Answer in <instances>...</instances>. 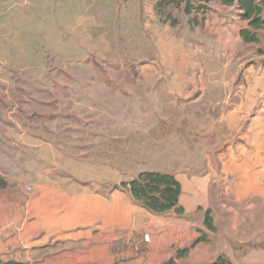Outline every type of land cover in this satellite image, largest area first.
I'll use <instances>...</instances> for the list:
<instances>
[{
    "label": "crops",
    "instance_id": "1",
    "mask_svg": "<svg viewBox=\"0 0 264 264\" xmlns=\"http://www.w3.org/2000/svg\"><path fill=\"white\" fill-rule=\"evenodd\" d=\"M158 1L77 0L68 3L56 0L55 19L73 35L77 33L73 36L77 48L86 52L97 50L93 45L92 28L102 31L99 42L104 45L107 35L112 34L116 48H121L122 43L130 59L142 64L151 62L149 68L142 65L139 69L145 79H149L152 72L175 74L174 82L167 84L169 91H174L172 94H178L184 104L196 101L195 105L199 102L210 105L211 123L218 119L226 127L220 140L218 136L214 138L215 131L213 139L204 140L212 133L209 126L204 125L198 128L204 130L193 135L187 132L177 136L176 143L183 153H214L220 178L217 172L215 178L210 174V157L204 166H208L209 174L197 176L198 162L194 158L193 165L184 166L174 175L181 184L179 205L184 214L180 217L173 211L161 216L151 214L121 187L123 181L121 173L113 167L115 162L104 161V154L93 155L96 151L92 144L79 146L67 140L75 136L69 129L68 117L61 131L50 128L46 134L28 129L24 124L12 127L10 115L20 113L13 101L0 109V175L7 183V187L0 190V261L163 264L176 250L189 248L184 260H189L190 264H209L218 255L228 257L226 245L231 240L228 235L225 244L215 248L211 241L214 232L203 224L204 212L214 205L209 200V187L215 184L217 188L219 178L224 181L226 201L238 204L248 197L264 199V52L251 53V44L244 43L239 36L243 27L228 20L225 7H217V15L200 17L190 24L186 18L192 13H184L186 17H180L179 23L172 27L156 12ZM58 4L60 17L57 19ZM33 12L34 8L23 7L16 13L5 12L6 18L0 13V31L18 14L21 16L16 17L17 25H27L29 20L35 19ZM223 21L229 28L221 34L217 24ZM202 28L209 29L204 30L205 35ZM106 50L108 54L101 57L112 53V47ZM204 52L205 55L209 52L206 58H224L222 68L210 72L217 75L226 71L227 79L209 84L198 74L190 75L196 58L200 70L205 71L201 67ZM140 83L143 86L144 82ZM205 86L215 91L213 101L203 99L207 95ZM209 113H201L204 117L199 118L194 111L180 116L179 121L189 118L209 122L206 119ZM161 116L169 122L170 115ZM105 118L102 120L106 121ZM54 121L58 119H51L50 123ZM104 131L103 128L99 133L108 134ZM198 133L205 135H201L200 141L195 140ZM169 143V136L161 141L162 146ZM142 153H145L143 149ZM136 176L135 173L130 179ZM211 217L216 229L212 212ZM236 231L238 233V229ZM145 235L149 237L147 244L143 242ZM201 235L205 241L194 244ZM255 236L258 242L264 240L262 235Z\"/></svg>",
    "mask_w": 264,
    "mask_h": 264
},
{
    "label": "rangeland",
    "instance_id": "2",
    "mask_svg": "<svg viewBox=\"0 0 264 264\" xmlns=\"http://www.w3.org/2000/svg\"><path fill=\"white\" fill-rule=\"evenodd\" d=\"M55 1L0 0V13L3 17H7L5 12L16 13L17 9L31 7L34 8L35 18L25 26H18L16 17L21 16L18 14L0 31V109L14 101L13 105L20 111L10 115L9 125L16 127L17 124H24L28 129L46 134L50 128L61 131L68 117L69 129L75 136L67 140L79 146L83 143L94 145L92 149L96 152L92 154H104V161L115 162L113 167L121 173L123 182L133 179L130 177L135 173L138 175L144 171L177 175L185 167L193 165L191 161L194 158L198 162L196 174L202 177L209 174L208 166L204 167L208 157L212 158L210 174L215 178L217 172L220 178L214 153H183L176 143L177 136L187 132L193 135V132L204 130L198 129L204 125L209 126L211 135L198 133L195 140L200 141L201 135L205 136L204 140H211L214 131V138L218 136L220 140L219 136L226 132V127L218 119L211 123L210 105L203 102L195 105L196 101L184 104L178 94H172L174 91H169L167 84L174 82L175 74L158 71L155 74L152 72L151 77L145 79L139 69L142 65L149 68L151 62L142 64L130 59L122 43L121 48H116V39L112 34L107 35L104 45L99 42L102 31L92 28L95 39L93 45L97 50L86 52L77 48V43L73 41L77 33L73 35L68 27L60 25L55 19ZM76 1L64 0L68 3ZM185 3L193 14H186L189 24L200 20V17L217 15V7H225L229 21L237 27L247 28V22L241 20L236 5L226 6L221 0H178V6L166 7L162 15L168 17L170 23L186 17ZM59 17L58 4L57 19ZM217 26L221 27V34L229 28L225 21ZM204 30L209 29L202 28L203 35L206 34ZM256 35L258 42L249 45L252 54L264 52V29L256 32ZM107 47H112V53L101 57L108 54ZM208 53H202L201 57V67L205 71L200 70L199 59L196 58L190 75L194 77L198 74L209 84L224 81L227 79L226 71L217 75L210 72L222 68L224 58H206ZM140 82H144L143 86ZM210 87L205 86L207 95L203 99L213 101L215 91ZM193 110L199 118L204 117L201 113L210 111L206 118L209 122L199 119L191 121L189 118L179 121L180 116L191 115ZM162 114L170 115L169 122L163 119ZM87 117L98 120H89ZM103 117H106V121L102 120ZM54 118L58 122L50 123ZM103 128L108 134L99 133ZM167 136L170 143L162 146L161 141L167 140ZM142 149L145 153H142ZM219 178L217 188L215 184L209 187V200L214 202L211 212L216 221L212 244L215 248L225 244L229 235L231 240L227 242L226 251L232 264H264V240L258 242L253 238L255 232L258 233L255 237L264 236V199L248 197L238 204L226 201L224 181ZM177 264L190 263L183 259Z\"/></svg>",
    "mask_w": 264,
    "mask_h": 264
},
{
    "label": "trees",
    "instance_id": "3",
    "mask_svg": "<svg viewBox=\"0 0 264 264\" xmlns=\"http://www.w3.org/2000/svg\"><path fill=\"white\" fill-rule=\"evenodd\" d=\"M226 6L236 5L240 12L242 21L247 22V28H241L239 36L246 44H254L258 42L256 32L264 29V0H221ZM178 6V0H159L155 5L156 12L162 15L163 10L168 6ZM192 9L185 3V14H189ZM169 21L168 17L164 18ZM178 21L173 20L170 25L176 26ZM7 187V183L0 175V190ZM121 187L127 189L133 200L147 212L161 216L173 211L177 216L184 214V209L179 205V197L181 195V184L176 177L169 173H160L152 171L140 172L136 177L128 182L121 183ZM203 224L205 228L211 232H215L211 210L204 212ZM204 237H199L194 244L204 242ZM194 246V245H193ZM189 248L176 250L173 257L163 264H177V261L183 259ZM0 264H22L13 261L2 262ZM209 264H232L225 255H218Z\"/></svg>",
    "mask_w": 264,
    "mask_h": 264
},
{
    "label": "built area",
    "instance_id": "4",
    "mask_svg": "<svg viewBox=\"0 0 264 264\" xmlns=\"http://www.w3.org/2000/svg\"><path fill=\"white\" fill-rule=\"evenodd\" d=\"M143 242H144L145 244H147V243L149 242V237H148L147 235H145V236L143 237Z\"/></svg>",
    "mask_w": 264,
    "mask_h": 264
}]
</instances>
